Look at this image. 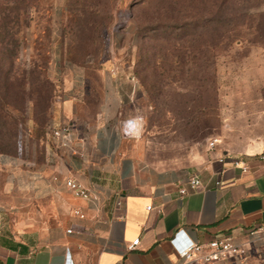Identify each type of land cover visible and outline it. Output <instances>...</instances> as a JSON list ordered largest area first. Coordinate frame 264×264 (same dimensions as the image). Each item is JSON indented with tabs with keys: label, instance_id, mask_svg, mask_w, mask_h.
I'll return each mask as SVG.
<instances>
[{
	"label": "rangeland",
	"instance_id": "rangeland-1",
	"mask_svg": "<svg viewBox=\"0 0 264 264\" xmlns=\"http://www.w3.org/2000/svg\"><path fill=\"white\" fill-rule=\"evenodd\" d=\"M262 13L264 0H0V155L43 149L59 96L94 123L110 73L130 75L145 162L263 151ZM261 249L244 264H264Z\"/></svg>",
	"mask_w": 264,
	"mask_h": 264
},
{
	"label": "crops",
	"instance_id": "crops-1",
	"mask_svg": "<svg viewBox=\"0 0 264 264\" xmlns=\"http://www.w3.org/2000/svg\"><path fill=\"white\" fill-rule=\"evenodd\" d=\"M127 74L123 87L110 73L91 125L77 119L80 105L59 96L51 131L69 125V135L58 144L51 137L30 159L0 155V264H187L176 250L188 242H241L264 228V150L145 162L130 136L139 113L127 99L134 92ZM67 180L90 199L74 197Z\"/></svg>",
	"mask_w": 264,
	"mask_h": 264
},
{
	"label": "built area",
	"instance_id": "built-area-1",
	"mask_svg": "<svg viewBox=\"0 0 264 264\" xmlns=\"http://www.w3.org/2000/svg\"><path fill=\"white\" fill-rule=\"evenodd\" d=\"M70 130L71 127L69 125H63L57 130L51 131V137L57 141L58 144L59 138L67 137ZM219 143V139L217 138L210 139L207 144L208 150L212 151ZM199 184L200 182L196 178H192L190 181L192 189L197 188ZM65 186L76 198L88 200L91 197L85 188L73 180H67ZM187 195L188 193L185 189H179V196L181 198L186 197ZM116 205L120 206V202ZM175 235H178V232ZM244 235L245 240L241 242L231 236L213 240L204 246L188 242L182 248L176 250V252L187 264H227L230 260L235 262V264H244L253 248L264 245V228L258 227L248 230ZM137 244L138 239L132 242L130 249H133Z\"/></svg>",
	"mask_w": 264,
	"mask_h": 264
},
{
	"label": "trees",
	"instance_id": "trees-1",
	"mask_svg": "<svg viewBox=\"0 0 264 264\" xmlns=\"http://www.w3.org/2000/svg\"><path fill=\"white\" fill-rule=\"evenodd\" d=\"M226 21H227V19L225 17H220L219 18V28H222L224 24L226 25V23H225ZM258 22L264 23V13L260 14ZM0 55H2V54H0ZM5 57H6V54H4V58ZM2 153L3 152H0V154H2Z\"/></svg>",
	"mask_w": 264,
	"mask_h": 264
}]
</instances>
